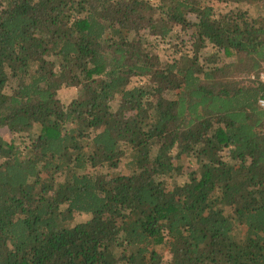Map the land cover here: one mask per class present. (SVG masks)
<instances>
[{"label": "trees", "instance_id": "1", "mask_svg": "<svg viewBox=\"0 0 264 264\" xmlns=\"http://www.w3.org/2000/svg\"><path fill=\"white\" fill-rule=\"evenodd\" d=\"M263 65L264 0H0V264H264Z\"/></svg>", "mask_w": 264, "mask_h": 264}, {"label": "rangeland", "instance_id": "2", "mask_svg": "<svg viewBox=\"0 0 264 264\" xmlns=\"http://www.w3.org/2000/svg\"><path fill=\"white\" fill-rule=\"evenodd\" d=\"M191 18H193L194 20L196 19L195 15H192ZM165 47V46H162ZM158 51L161 54L166 55L164 48H158ZM61 98L63 101L68 102L70 101L72 98H74L77 95V89L73 88V87H64L62 88L61 92H60ZM2 134H7V130H1L0 131ZM190 163L186 162V166L189 165ZM191 165V164H190ZM191 167H196L195 164H193ZM83 218H85V216L83 215H77L75 221H79V220H83ZM162 252H163V264H169V260L171 258V255L169 252H167L166 250H163L161 248Z\"/></svg>", "mask_w": 264, "mask_h": 264}, {"label": "built area", "instance_id": "3", "mask_svg": "<svg viewBox=\"0 0 264 264\" xmlns=\"http://www.w3.org/2000/svg\"><path fill=\"white\" fill-rule=\"evenodd\" d=\"M260 80L264 83V65H263V67H262V69H261V72H260ZM260 104L262 105V106H264V100H261L260 101Z\"/></svg>", "mask_w": 264, "mask_h": 264}]
</instances>
